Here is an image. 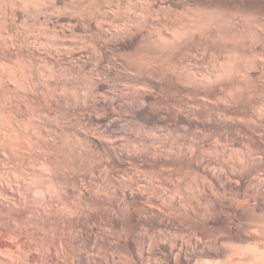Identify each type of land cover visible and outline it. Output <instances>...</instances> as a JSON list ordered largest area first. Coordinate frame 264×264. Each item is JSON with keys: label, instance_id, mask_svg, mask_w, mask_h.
<instances>
[{"label": "bare ground", "instance_id": "1", "mask_svg": "<svg viewBox=\"0 0 264 264\" xmlns=\"http://www.w3.org/2000/svg\"><path fill=\"white\" fill-rule=\"evenodd\" d=\"M8 1L11 2V5L8 3L10 7L15 2ZM41 1L22 0L19 5L13 4L19 9L22 7V10L19 13L13 10L15 13L10 14L11 20L43 18L55 23L68 21L70 24L75 22L81 26L83 23L91 26L99 35H96L98 39L93 44L96 46L93 48L95 51L83 53L81 48L76 49L74 46L72 48L76 51L67 50V54L62 56L63 52L59 50L61 54L54 55L58 60L67 58L65 63H68L76 79L84 77L83 71L88 63L94 75L89 73L90 80L87 78L90 86L87 87L85 83L86 87H83L84 84L81 87L70 81L71 84H68L73 92L64 87L59 91L61 94H57L59 86L66 83L62 81L63 78H56L53 89L55 97L50 103L44 101L43 105L38 101L36 104L31 98L26 103L22 100V103L15 105L16 118L23 116L25 112L22 109H29L30 116L36 117L39 112L34 111L33 106L47 104L46 108L64 107L70 114L66 122L55 125V132L47 130L39 119L38 125L34 123L36 129L27 130V127H23L25 122H21L22 125L14 124L11 134L9 131L3 137L10 144L21 139L28 141L25 142L29 144L27 148L18 144L9 147L12 155L13 152L23 156L28 153L43 154L46 164L42 163L36 170L39 176L52 177L49 179L53 185L52 191L51 188L41 190L43 194L39 191V195H44V198L39 205H35L34 212L45 218L53 216L56 243L53 247H30L20 243V236V245L14 249L10 244L9 249L5 247L6 256L0 255V261L6 264H89L90 261L92 264H264V0H104L96 3L90 0H53L51 5ZM121 5L125 9L132 7L135 11L128 14L121 9ZM259 5L262 6L261 12L256 11L261 7ZM177 8H191L200 12L211 10L212 13H193V17L179 22L167 19L170 22L163 20L164 26L158 23L152 28L151 22L147 29L146 22L153 18L152 10ZM224 13H230L231 16ZM117 17L124 19L123 27L118 24L119 21L116 22ZM106 22H115L121 28L116 26L104 31L101 27H105L108 24ZM226 23H229L228 27L224 26ZM142 24L147 25V28ZM251 32L257 34L258 42ZM10 33L5 34L9 37ZM216 40L219 43L228 40L231 48L228 47L230 51L226 50L227 53L223 51L219 61L216 60L217 68L213 74L208 75L207 72V75L197 76V73L195 76L186 71L184 75L181 69L186 59L191 60V55L198 54L203 42L208 45V42ZM162 63H167L169 68L166 66L168 69L160 70ZM181 65L183 68L179 69ZM25 80L24 84L27 82ZM27 80V87L33 88L35 82L30 78ZM16 81L21 82L18 79ZM256 86L262 90L263 99L252 108L249 93L259 91ZM225 88H230L229 93ZM245 95L249 99L248 103H251L246 115L247 108L241 113V108L244 109L242 106L248 104L247 101L244 105L242 103L245 102H241ZM218 96L221 100L224 98L223 104L220 99V102L216 101ZM184 97L192 99V104L189 102L191 105H188ZM213 97L221 104L219 109L215 105L208 107ZM182 98L186 104L185 101L181 102ZM125 116H129L134 123L128 119L123 125L125 119H122L127 118ZM245 116L255 123L250 124L251 121H247ZM72 120L75 123L78 121L77 125L82 124L73 128L75 135H71L68 144L60 136L72 132L69 128L73 124ZM125 127L132 128L128 129L133 132L131 134L126 129L129 138ZM161 129L172 130L173 133L183 130L184 133L190 132L191 136L193 133V137L192 140L185 137L190 141L184 145L173 138L160 139L157 134ZM57 133L61 135L58 137ZM212 135L220 136V139L223 137L225 141L231 138L229 142L239 141L237 144L241 152L223 154L226 157L221 156L219 159L224 160L220 163L218 159L220 164L212 165L217 158L208 150L218 149L215 142L211 141L213 145L210 144ZM206 136L211 137L207 139ZM60 161L71 164L66 168L62 165L68 171L59 170L56 164ZM26 169L23 172L27 175ZM30 169L31 172L34 168ZM172 171H176L173 173L175 178L179 176L178 171L189 173L186 174L190 175L188 179L191 187L183 183L175 186L173 183L172 187H168L169 190L167 187L165 190L162 183V189L161 182L166 184ZM165 175L168 178L162 181ZM157 178H161L160 184ZM32 192L35 194L36 191ZM67 233L73 238L76 248L81 249L86 243L89 244L81 249L85 256L90 255L88 258L78 250H71L73 248L70 246L74 243L67 238ZM97 248H106L109 254L99 258ZM84 249H87L86 252ZM87 251L90 253L86 254Z\"/></svg>", "mask_w": 264, "mask_h": 264}, {"label": "rangeland", "instance_id": "2", "mask_svg": "<svg viewBox=\"0 0 264 264\" xmlns=\"http://www.w3.org/2000/svg\"><path fill=\"white\" fill-rule=\"evenodd\" d=\"M0 1H2V0H0ZM8 1V0H3L2 2H0V62L2 61L3 62V64H2V62L0 63L1 65H0V67L4 70H2L1 68H0V73H1V75H0V249L2 250H0V255L2 256H6V252H4L5 250H6V248L7 249H9V244H10V246L14 249V247L15 248H17V246H19L20 245V243H24V244H26V245H28V246H30V247H34V245H35V247L36 246H38V247H43V246H45V247H50V246H54L55 245V243H56V240L54 241V238H55V228H56V226H54V225H56V224H54V222H53V216L52 215H50L49 217H47V218H45V217H42V216H40V215H38V214H36V212H34V210H35V205L37 206V205H39V203H40V201L42 202V198H44L43 196H42V192H41V190L43 191V190H49L50 188H51V190L50 191H52V180H50V179H52V177H50L49 176V178H48V175H42V176H39V173L37 172V170H36V168L39 166V165H41L42 163L43 164H46V161L45 160H43V154H41V153H37V154H32V153H28V154H24V156L22 155V154H19V153H17L16 154V152L14 153L13 152V155L11 154L12 152L9 150V149H11V148H9V147H15L17 144L18 145H20V146H22V147H24L25 146V148H27L26 146L27 145H29L28 143H27V145L25 144V142H28L27 140H25V139H21L20 141L18 140L17 142H14V141H12L11 142V144L9 143H7V142H5L6 141V138H3L5 135H6V133H7V135H8V133H9V131H10V133L9 134H11V131H12V129H13V127H14V124L16 125H20L21 124V122H22V124H23V127L24 128H26L27 130H33V129H36V127H35V125L37 124H39V121H41L42 123H44V124H42L44 127H46V129L47 130H49L50 132H55L54 131V129H55V125L57 124H61L62 122H64L65 120L67 121V119H68V117H69V114H70V111L68 110V109H65L64 107H56V108H54V106H49V107H47L46 108V106L48 105H46V106H43L44 105V101H46L47 103H50L51 101H53L54 100V90H55V87H54V85H55V81H56V78L57 79H59V80H62V78H63V82L64 83H66V84H63L61 87L59 86V90L57 91V94H61L59 91H61L60 89H63L64 87V89L65 90H68L69 92L71 91V92H73V90H72V88L69 86L71 83H70V81L72 82V84H75V82L76 83H78V85H82V84H84L83 85V87L85 86V83H86V86L88 87V86H90L88 83H90L89 81H88V79L90 80V75H89V73H91L92 74V72H90L91 70V68H89V63L88 64H86L85 65V69H84V71H83V78H75L76 76L74 75V77H73V72L71 71V69H70V66L68 65V63H65L66 61H68L67 60V58L65 59V60H62V59H60V57H59V59L61 60H58V58L55 56V55H59V54H61V53H59L60 51L59 50H61V52H63V55L62 56H64L65 54H67V53H65L67 50L69 51H76V49L77 48H81V52H83V53H85L86 51L88 52V53H92L93 51H95V50H93V48L95 49L96 48V46L94 47V45L96 44V42L95 41H97V40H95V39H98V37L97 36H99V35H97L96 34V31L97 30H95L94 31V28H93V25H95V24H93L92 25V28L93 29H91V26H86L87 24H85V23H83V26H81L80 25V23L78 24V23H71L70 24V22H68V24H67V22L65 21V22H63L62 23V21H60V22H53V21H47V20H44L43 18H38V19H31V20H24V19H21V18H13V20H11L12 18H10L11 17V13H15V11H16V13H19V11L20 10H22L21 8L22 7H20V9H19V6H17V7H15L16 5H19V3H20V1H22V0H14L15 2L13 3V4H15L16 3V5L14 6L13 4H12V10H11V7H10V5H11V2H6ZM18 1V2H17ZM90 1H92L93 3H96L97 1H104V0H90ZM4 2V3H3ZM41 2H43V4H47V5H51L52 4V2H53V0H42ZM6 3V4H5ZM10 5H9V4ZM124 6V5H123ZM261 5H259L258 7H260ZM7 7V8H6ZM9 7H10V9H9ZM13 7H15V8H13ZM1 8H3V9H1ZM16 9V10H15ZM18 9V10H17ZM121 9H123V11L124 12H126V13H131V11H132V13H133V11H135V10H132L133 8L131 7V8H124V7H122V5H121ZM258 9V10H257ZM256 9V11H258V12H261L262 10V6L260 7V8H257ZM6 10V11H5ZM13 10H15V11H13ZM129 10V11H128ZM176 10V11H175ZM175 10H172V9H170V10H152V11H150V12H152V20L150 21H148V22H146L147 24H148V28H147V25H145V24H142V25H144V26H146V28L147 29H149L150 27V25H151V22H152V24L153 25H151V28H152V26H156V24L158 25V23H159V25H165L164 23V21H166V22H168L169 20L170 21H182V20H185L186 18H191V16H192V14L193 13H199L200 11H198V10H196V9H191V8H177V9H175ZM11 11V12H10ZM13 11V12H12ZM156 12V14H155V12ZM163 11V12H162ZM165 11V12H164ZM169 11V12H168ZM196 11V12H195ZM9 12V13H8ZM158 12V13H157ZM208 13V14H211L212 12H211V10H201V12L200 13ZM161 13V14H160ZM166 13L168 16H166V15H164V14ZM172 13V14H171ZM175 13V14H174ZM180 13V14H179ZM182 13V14H181ZM184 13H186V14H184ZM11 14V15H10ZM151 14V13H150ZM155 14V15H154ZM174 14V15H173ZM189 14V15H188ZM221 14V13H220ZM258 15L257 16H260V14L259 13H257ZM3 15V16H2ZM6 15V16H5ZM194 15V14H193ZM223 15V14H222ZM221 15V16H222ZM224 15H227L228 17L229 16H231L230 15V13H224ZM223 15V17H224V19L226 20L227 19V21H229L228 20V17H226V16H224ZM4 16H5V18H4ZM156 16V17H155ZM160 16V17H159ZM162 16V17H161ZM165 16V17H164ZM180 16V17H179ZM183 16V17H182ZM186 16V17H185ZM154 17H155V19H154ZM170 17V18H169ZM173 17V18H172ZM179 19H178V18ZM193 17V16H192ZM226 17V18H225ZM261 17V16H260ZM6 18H8V19H6ZM118 18V17H117ZM21 19V20H20ZM120 19V20H119ZM158 19V20H157ZM167 19H169L168 21H167ZM5 20V21H4ZM24 20V21H23ZM123 20V21H122ZM154 20V21H153ZM164 20V21H163ZM120 22V23H118V24H120V26L121 25H123L122 23H125L124 22V19L122 18L121 19V17L120 18H118V20H116V22ZM147 21V20H146ZM169 21V22H170ZM18 22V23H17ZM32 22H34V23H32ZM52 22V23H51ZM145 22V21H144ZM5 23V24H4ZM7 23V24H6ZM14 23V24H13ZM24 23V24H23ZM29 23V24H28ZM41 23V24H40ZM46 23V24H45ZM48 23V24H47ZM106 23H108V24H105V27L103 26V27H101L102 28V30H103V28L105 29L104 31H106L107 29L108 30H111V28H114V27H119L118 25H117V23H111V22H106ZM162 23V24H161ZM4 24V25H3ZM23 24V25H22ZM52 24V25H51ZM56 24V25H55ZM228 24L229 23H226V25H224V26H227L228 27ZM3 25V26H2ZM11 25V26H10ZM26 25V26H25ZM58 25V26H57ZM103 25V24H102ZM111 25V26H110ZM20 26V27H19ZM75 26V27H74ZM97 26V25H96ZM98 26H100V25H98ZM154 26V27H155ZM14 27H16V28H14ZM23 27H25V29L23 28ZM60 27V28H59ZM121 27H123V26H121ZM121 27H119V28H121ZM153 27V28H154ZM160 28H162V27H160ZM6 31V32H5ZM94 31V32H93ZM7 32H11L10 33V38L8 37V35L6 36V34L5 33H7ZM15 32H17V33H15ZM75 32V33H74ZM73 33V34H72ZM251 33H253V35L255 36V38L257 37V34L255 33V32H251ZM256 35H255V34ZM70 34V35H69ZM90 34V35H89ZM24 35V36H23ZM95 35V36H94ZM97 35V36H96ZM252 35V34H251ZM251 35H249V36H251ZM3 36V37H2ZM6 36V37H5ZM70 36V37H69ZM69 37V38H68ZM85 37H87V38H85ZM95 37V38H94ZM253 37V36H252ZM251 37V38H252ZM7 38H8V40H7ZM72 38H74V39H72ZM76 38V39H75ZM70 39V40H69ZM83 39V40H82ZM85 39V40H84ZM259 39V38H258ZM23 40V41H22ZM64 40V41H63ZM81 40V41H80ZM89 40V41H88ZM93 42H92V41ZM253 40L255 41V39L253 38ZM4 41H5V43H4ZM10 41V42H9ZM26 41H28V42H26ZM31 41V42H30ZM37 43H36V42ZM73 41V42H72ZM78 41V42H77ZM83 41V42H82ZM228 41V40H227ZM224 42L223 41V43L221 42V43H219L217 40L216 41H214V42H208V45H207V42L206 43H204L203 42V44L204 45H202L201 43V45L199 46L200 47V52L197 54V53H195V57L193 56V55H191V60L190 59H188L187 57H185V58H187L186 60L184 59V61H186V62H184V68L182 67V65L181 66H179V69H180V67L181 68H183V69H181V71H183V74H184V72H185V74H186V71H187V73H192V74H197V73H199V74H197V76L198 75H205L207 72V74L208 75H210V74H213V71L214 70H216V68H217V66H216V64L215 63H217V61H219V59H221V57L223 56V54H224V52L225 53H227V51L226 50H228V51H230V49L229 48H231V46L229 45V42ZM36 44H35V43ZM87 42V43H86ZM94 42H95V44H94ZM216 42V43H215ZM256 42H258L257 41V38H256ZM7 44V45H6ZM19 44V45H18ZM47 44V45H46ZM49 44V45H48ZM80 44V45H79ZM88 44V45H87ZM94 44V45H93ZM215 44H217V45H215ZM222 44V45H221ZM231 44V43H230ZM24 45V46H23ZM35 45V46H34ZM58 45V46H57ZM60 45V46H59ZM210 45H212L211 47H210ZM4 46V47H3ZM5 46H7V47H5ZM18 46V47H17ZM21 46V47H20ZM29 46V47H28ZM47 46H49V47H47ZM68 46V47H67ZM75 46V48L73 49L72 47H74ZM92 46V47H91ZM226 46V47H225ZM13 47V48H12ZM62 47H64V48H62ZM70 47H71V49H70ZM92 49H91V48ZM224 47V48H223ZM229 47V48H228ZM5 48V49H4ZM15 48V49H14ZM203 48V49H202ZM213 48V49H212ZM1 49H2V51H1ZM40 49V50H39ZM66 49V50H65ZM79 49H78V51H79ZM222 49V50H221ZM53 50V51H52ZM63 50V51H62ZM93 50V51H92ZM217 52H216V51ZM43 51V52H42ZM56 51V52H55ZM69 51V52H70ZM77 51V52H78ZM89 51H91V52H89ZM207 51V52H206ZM224 51V52H223ZM42 52V53H41ZM211 54H210V53ZM10 53H11V55H10ZM54 53H55V55H54ZM56 53H59V54H56ZM65 53V54H64ZM202 53H204V54H202ZM208 53V54H207ZM87 54V53H86ZM206 54V55H205ZM210 54V55H209ZM4 55V56H3ZM28 55V56H27ZM50 55V56H49ZM215 55H216V57H215ZM44 56V57H43ZM52 56V57H51ZM61 56V55H60ZM61 56V57H62ZM199 56V57H198ZM217 56H220V57H217ZM18 57V58H17ZM22 57V58H21ZM201 57V58H200ZM209 58V59H208ZM13 59H14V61H13ZM18 59V60H17ZM22 59V60H21ZM212 61H211V60ZM58 60V61H57ZM208 60H209V62H208ZM217 60V61H216ZM28 61V62H27ZM55 61H57L58 63H59V65H58V63L57 62H55ZM64 61V62H63ZM221 61V60H220ZM13 62V63H12ZM21 64H20V63ZM25 62V63H24ZM57 63V64H56ZM17 64H18V66H17ZM20 64V65H19ZM23 64V65H22ZM164 64V65H163ZM192 64V65H191ZM209 64H211V65H209ZM9 66V67H6L5 68V66ZM22 65V66H21ZM56 65V66H55ZM204 65V66H203ZM207 65V66H206ZM213 65H215V66H213ZM12 66V67H11ZM24 66V67H23ZM27 66V67H26ZM54 66V67H53ZM59 66V67H58ZM64 66H65V68H64ZM87 66V67H86ZM161 66H163V67H160V66H158V67H160L159 69L160 70H162L163 68H164V70L165 69H168L169 68V66L167 65V63L165 64V63H162V65ZM168 68H167V67ZM198 66V67H197ZM203 66V67H202ZM214 68H213V67ZM4 67V68H3ZM16 69H15V68ZM19 67H20V70H19ZM193 67V68H192ZM196 67V68H195ZM11 70H10V69ZM23 68V69H22ZM88 68V69H87ZM192 68V69H191ZM32 69V70H31ZM57 69V70H56ZM208 69H209V71H208ZM14 70V71H13ZM21 70H23V71H21ZM45 70V71H44ZM52 70V71H51ZM207 70V71H206ZM8 71V72H7ZM31 71V72H30ZM49 71V72H48ZM62 71H64V72H62ZM65 71H67L66 73H65ZM69 71V72H68ZM195 73H194V72ZM211 71V72H210ZM4 72V73H3ZM18 72H19V74H18ZM23 72V73H22ZM33 72V73H32ZM43 72V73H42ZM57 72H58V74H57ZM7 73V74H6ZM10 73V74H9ZM12 73V74H11ZM13 73L15 74V75H13ZM21 73V74H20ZM26 75H25V74ZM54 73V74H53ZM72 73V74H71ZM202 73V74H201ZM3 74V75H2ZM31 74V75H30ZM42 74L44 75V76H42ZM184 74V75H185ZM206 74V75H207ZM8 77H7V76ZM19 75V76H18ZM29 75H30V77H29ZM46 75V76H45ZM58 75V76H57ZM70 75V76H69ZM86 75V76H85ZM89 75V76H88ZM94 75V73L92 74V76ZM188 75V74H187ZM16 78H15V77ZM28 76V77H27ZM54 76V77H53ZM56 76V77H55ZM196 76V75H195ZM7 77V78H6ZM15 79H14V78ZM27 77V78H26ZM37 77H38V79H37ZM47 77V78H46ZM89 77V78H88ZM23 78V79H22ZM25 78H26V80H25ZM28 78H30L31 80H33V83L35 82H37L36 83V85H35V83H34V85H33V88H30V89H32V90H30L29 89V87H27L28 86ZM33 78V79H32ZM36 78V79H35ZM44 78V79H43ZM88 78V79H87ZM5 79V80H4ZM11 79V81H8V80H10ZM16 79H18V82L19 81H21V82H19L20 84H22V86H23V89L20 87L21 85L19 84V83H16L17 81H16ZM21 79V80H20ZM70 79V80H69ZM76 79V80H75ZM82 79V80H81ZM84 79V80H83ZM13 80H14V82H13ZM27 81L25 84H24V82L23 81ZM35 80V81H34ZM49 80V81H48ZM5 81V82H4ZM44 81V82H43ZM3 82V83H2ZM11 82V83H10ZM48 82V83H47ZM83 82V83H82ZM14 83H16V84H14ZM54 83V84H53ZM68 83H70V84H68ZM80 83V84H79ZM4 84V85H3ZM45 84V85H44ZM91 84V83H90ZM15 85V86H14ZM17 85H19V87L17 86ZM24 85H25V87H24ZM17 86V87H16ZM85 86V87H86ZM6 87V88H5ZM43 87V88H42ZM68 87V88H67ZM82 87V86H81ZM257 87H259V86H256V88ZM2 88V89H1ZM16 88L18 89V90H16ZM28 88V89H27ZM254 88V87H253ZM256 88H254L255 90H256ZM22 89V90H21ZM54 89V90H53ZM229 90H230V88H228ZM226 90V88L224 89V90H226V91H228V93H229V90ZM253 89V90H254ZM258 89V88H257ZM42 90V91H41ZM224 90H222V91H224ZM252 90V89H251ZM259 91H257V92H255L253 95H251V93H249L250 94V97H249V99L251 100V101H249V102H251L252 103V106H251V103H248V97H246V95L245 96H243L242 98H241V102L243 101V102H245V103H242L243 105L244 104H246V101H247V103L248 104H250V105H244V106H242L244 109H242L241 108V113H242V111H243V113H244V110L247 108V111L245 112V115H246V113H249L248 112V109H249V111H250V106L253 108V105H254V107L256 106V104H259V103H261V99H263V94H261V93H263L262 92V90H260V88L258 89ZM11 91V92H10ZM20 91V92H19ZM29 91V92H28ZM31 91V92H30ZM35 91V92H34ZM48 91V92H47ZM4 92V93H3ZM25 92V93H24ZM27 92H28V94H27ZM32 92H34V93H32ZM37 92V93H36ZM230 92H232L233 93V91H230ZM30 93V94H29ZM32 93V94H31ZM232 93H230V94H232ZM1 94H2V96H1ZM27 94V95H26ZM68 94V93H67ZM74 94V93H73ZM256 94V95H255ZM258 94V95H257ZM6 95V97L7 96H9V98H10V100H8L9 98H7L6 99V97H4ZM15 95V96H14ZM55 95H56V93H55ZM34 96V97H33ZM50 96V97H49ZM247 96H249V95H247ZM21 97V98H20ZM27 97H29V98H27ZM188 97V96H187ZM223 97V96H222ZM244 97H246V98H244ZM258 97V98H257ZM5 98V99H4ZM32 98V101H33V103H35L36 102V104H37V102L39 101V103H42L43 105H36V106H33L34 107V111H37V112H39V114L37 113L36 115V117L34 116H30L31 114H30V110L28 109L27 111H26V109L24 110V109H22V111H24L25 113L24 114H22L23 116H21V117H17L16 118V116H15V114H14V111H15V109H16V107H15V105H17V104H19L18 102H20V103H22V100H23V102L24 103H26V102H28V100L30 101V99ZM184 98H186V97H184ZM216 98V97H215ZM218 98V100H216L217 102H220L219 101V99L221 100V97L219 98V96L217 97ZM216 98V99H217ZM12 99V100H11ZM13 99L15 100V101H13ZM28 99V100H27ZM34 99V100H33ZM37 99H39V100H36ZM189 99V98H188ZM187 98L185 99L186 101L188 100ZM244 99V100H243ZM246 99V100H245ZM2 100V101H1ZM4 100V101H3ZM7 100L9 101V102H7ZM25 100V101H24ZM27 100V101H26ZM182 101L181 102H183V101H185L183 98L181 99ZM223 100V101H222ZM222 100H221V102L220 103H222V102H224V98H222ZM12 101V102H11ZM35 101V102H34ZM185 101V104L188 102V105L192 102V99H190V100H188L187 102ZM191 101V102H190ZM210 100L208 99V102H209ZM211 101H214V102H212V104H211ZM211 101L209 102V106L208 107H210V106H212V107H214L213 105H215V106H217L218 108L217 109H219V104L220 103H217L216 101H215V99H214V97L213 98H211ZM5 102V103H4ZM190 102V103H189ZM201 102H207V101H204V100H201ZM207 102V103H208ZM8 103H10V104H8ZM184 103V102H183ZM206 103V105H208ZM214 103V104H213ZM192 104V103H191ZM190 104V105H191ZM211 104V105H210ZM223 104V103H222ZM5 105V106H4ZM221 105V104H220ZM1 106L3 107V108H1ZM11 106V107H10ZM247 106V107H246ZM37 108H38V110H37ZM48 108H49V110H48ZM55 109V110H54ZM221 109V108H220ZM33 110V109H32ZM51 110V111H50ZM58 110H59V112H58ZM222 110V109H221ZM9 111V112H8ZM217 111V110H216ZM51 113V114H49V113ZM23 113V112H22ZM43 113V114H42ZM53 113V114H52ZM6 114V115H5ZM9 114H10V116H9ZM29 114V115H28ZM8 115V116H7ZM45 115H47V116H45ZM52 115V116H51ZM248 115V114H247ZM28 116V117H27ZM40 116V117H39ZM14 117H15V119H14ZM24 117V118H23ZM33 117V120H36V121H33L31 118ZM48 117V118H47ZM125 117H127V118H123L122 119V124L124 125L126 122L125 121H127L128 119H129V116H125ZM244 117V116H243ZM247 116H245V118H246ZM4 118V119H3ZM23 119V121H20V119ZM28 118H30V120L28 119ZM43 118V119H42ZM21 119V120H22ZM40 119V120H39ZM51 119V120H50ZM58 120V122H57V120ZM72 119H73V117H72ZM244 119V118H243ZM242 119V120H243ZM248 118H246V120H247ZM9 120H10V122H9ZM14 120H18L17 122L15 121L14 122ZM37 120H39L38 122H37ZM47 120V121H46ZM54 120H56L55 122H54ZM63 120V121H62ZM129 120H131L130 121V123L132 122V123H134V121L130 118ZM245 120V122L247 123V121H251V120H247L246 121ZM20 121V122H19ZM26 121H28V124H27V122ZM50 121V122H49ZM65 121V122H66ZM244 121V120H243ZM5 122V123H4ZM19 122V123H18ZM35 122H37L36 124H34ZM77 122L78 121H76V123H75V121H73L72 120V122H71V126L69 127L70 128V131H72L71 133L70 132H66L63 136L59 133H57V135H58V137L60 136V138H62L63 137V140L64 141H66V142H68V144H69V142L71 141V135L73 136V135H75L74 133H75V131L73 130V128H77L76 127V125H77ZM7 123V124H6ZM11 123V124H10ZM31 123V124H30ZM33 123V124H32ZM54 123V124H53ZM81 123V122H80ZM251 123H255V122H250V124ZM5 124V125H4ZM21 124V125H22ZM26 124V125H25ZM82 124V123H81ZM81 124H79V125H81ZM128 124H129V121H128ZM249 124V123H248ZM7 125H9V127H7ZM30 125V126H29ZM32 125V126H31ZM79 125H77V126H79ZM259 124L257 123L256 124V126H258ZM4 126V127H3ZM2 127V128H1ZM30 129H29V128ZM52 127V128H51ZM259 127V126H258ZM4 128V129H3ZM10 128V129H9ZM72 129V130H71ZM126 129H127V131H129L128 129H131L132 130V128H127V127H125V132H126ZM178 130V129H177ZM4 131V132H3ZM172 131V130H171ZM171 131H169V130H166V129H161L160 130V133H158L157 135H158V137L160 138V139H166V138H170V139H174L175 141H177L178 143L179 142H181L182 141V143L184 144V145H187L188 144V142L190 141V140H192V137H193V133H192V136L190 135V132L188 133L187 131H186V133H184L185 131H181V129H180V131L182 132H179V131H175L174 133H173V131L171 132ZM2 132L4 133V134H2ZM132 132V131H131ZM131 132L129 131V133L131 134ZM168 132H169V134H168ZM129 133H127L126 132V134H127V136L129 135L130 136V134ZM133 133V132H132ZM125 134V135H126ZM173 134V135H172ZM203 134H205V133H203ZM3 135V136H2ZM6 135V136H7ZM124 135V136H125ZM181 135V136H180ZM127 136H125V140H127V138H129V136L127 137ZM184 136V137H183ZM67 137H68V139H67ZM127 137V138H126ZM175 137V138H174ZM180 137V138H179ZM185 137H187L188 139H190V140H188V139H186ZM191 137V138H190ZM207 137H211V136H206V138ZM213 135H212V139H213ZM219 139H217V138ZM8 138V137H7ZM4 139V140H3ZM178 139V140H177ZM183 139V140H182ZM207 139H209V138H207ZM210 140V142L212 141V142H215L216 144H217V146H218V151L215 149V148H213V149H215V151L213 150V149H210L211 151L209 152V150H208V153H211L212 155H214V157H216L217 158V160L214 162L213 161V163H212V165H216V164H220L221 162H222V160H224V158H222V160L221 159H219V158H221V156L223 155V154H226V155H229V154H233V153H235V152H241V147L237 144V143H239V141H237V140H235V141H237V142H234V141H228L229 139L230 140H232L231 138H228V140L227 141H225V138H221L220 139V136L218 137V136H216L215 135V137H214V139L213 140ZM227 139V138H226ZM1 140H3V141H1ZM24 142H23V141ZM188 140V141H187ZM184 141V142H183ZM224 141V142H223ZM19 142H20V144H19ZM23 142V143H22ZM187 142V143H186ZM209 142V143H210ZM212 142L210 143V144H212ZM225 142H226V144H225ZM228 142V143H227ZM181 143V144H182ZM215 143H214V146H215ZM219 143V144H218ZM229 143H231V144H229ZM8 144V145H7ZM16 144V145H15ZM23 144V145H22ZM67 144V143H66ZM67 144V145H68ZM223 144V145H222ZM1 145H3V146H1ZM10 145V146H9ZM213 145V144H212ZM213 146V147H214ZM221 146V147H220ZM224 146H225V148H224ZM227 146V147H226ZM219 148H223V150H220ZM224 149H225V151H224ZM232 149H234V152H233V150ZM240 149V150H239ZM212 151H214L215 153H212ZM221 151H224V153H221ZM10 153V154H9ZM5 154V155H4ZM17 156H16V155ZM18 154H19V156H18ZM30 154V155H29ZM38 154H40V155H38ZM216 154V155H215ZM218 154V155H217ZM29 155V156H28ZM35 155V156H34ZM37 155V156H36ZM5 156H7V157H5ZM13 156H16V158L15 157H13ZM21 156V157H20ZM19 157V158H18ZM33 157V158H32ZM37 157V158H36ZM213 157V156H212ZM222 157H226L225 155L224 156H222ZM25 158V159H24ZM36 161H34V160ZM45 159V158H44ZM214 159V158H213ZM218 159L220 160V163H218L219 161H218ZM28 162H27V161ZM32 161V162H31ZM38 161V162H37ZM41 161V162H40ZM31 162V163H30ZM30 164V165H29ZM32 164V165H31ZM42 164V165H43ZM56 165H58L57 167L59 168V170L60 169H63V166H64V168H66L65 166H68V165H71V164H69V163H67L66 161H60V162H57V164ZM63 165V166H62ZM83 165H86V163H84ZM25 166V167H24ZM29 167V168H28ZM25 168H27L26 169V173H28L27 175L24 173L25 172ZM30 168H34V169H32L33 171H31L30 172ZM29 170V171H28ZM64 170H66V171H68L67 169H63V171ZM24 171V172H23ZM34 173V175H33V173ZM174 172H176V171H172V175H169L170 177L168 178V175H165L164 176V179H162V181L163 180H166V177L169 179V181H168V179H167V181H168V183H169V185H167V181H166V184H164L165 182H161L160 180H161V178H157V179H159L158 180V184H160V182H161V184H160V187L162 188L163 186H161L162 185V183H163V185H165L164 186V189L166 190V188L165 187H167V190H169V188L170 187H172L171 186V184H173V183H175V184H173V185H175V186H177V185H179L180 183H183V184H185V185H189L190 183H189V179L188 178H190V175L188 176L187 174H189V173H185V175H184V173L183 172H180V171H178L177 173V175H179V176H176V178H175V176H173L174 174ZM183 173V174H182ZM22 174H24V175H22ZM38 174V175H37ZM139 174V173H138ZM29 175V176H28ZM141 175H142V173H141ZM173 178H172V177ZM22 179H20V178ZM33 177H35V178H33ZM141 177H143V175L141 176ZM25 178V179H24ZM32 179V181H31V179ZM38 178V179H37ZM180 180H179V179ZM41 179V181H39ZM49 179V180H48ZM143 179H144V177H143ZM184 179V180H183ZM34 180V181H33ZM177 180H179V181H177ZM183 180V181H182ZM23 181H26V182H24L23 183ZM157 181V180H156ZM155 181V182H156ZM171 181H172V183H171ZM173 181H175V182H173ZM191 181V180H190ZM34 182H36V183H34ZM21 183V184H20ZM28 183V184H27ZM41 183V184H40ZM45 183V184H44ZM49 183V184H48ZM157 183V182H156ZM188 183V184H187ZM33 184V185H32ZM167 185V186H166ZM182 185V184H181ZM191 185V184H190ZM189 185V186H190ZM27 186V187H26ZM46 186H48L47 188H46ZM40 187V188H39ZM44 187V188H43ZM169 187V188H168ZM191 187V186H190ZM40 189V190H39ZM163 189V188H162ZM32 190L34 191H36L35 192V194H32V193H34V192H32ZM38 190V191H37ZM39 191H40V193H42V194H40L39 195ZM37 192H38V194H37ZM36 194L38 195V196H36ZM179 195H181V194H179ZM178 195V196H179ZM39 196H40V198H39ZM35 197H38V198H35ZM179 197H181V196H179ZM37 199H38V201H37ZM40 199V200H39ZM36 201V202H35ZM16 204H15V203ZM24 203V204H23ZM14 205V206H13ZM97 210V209H96ZM98 211V210H97ZM32 232V233H31ZM38 232H40V233H38ZM41 232H42V234H41ZM15 233V234H14ZM22 233V234H21ZM27 233V234H26ZM45 233V234H44ZM16 234H17V236H16ZM20 234V235H19ZM25 234V235H24ZM51 234V235H50ZM69 234H71V232L69 233ZM69 234L67 233V236H69ZM37 235V236H36ZM53 235V236H52ZM149 235H150V233H149ZM21 236V242L19 243V241H20V238H18V237H20ZM71 236V235H70ZM70 236L69 237H67V238H69V240H71V242H72V240H73V238L71 237L70 238ZM43 237V238H42ZM52 237V238H51ZM11 240H10V239ZM56 239V238H55ZM41 240H43V241H41ZM52 240V241H51ZM14 241H16V242H14ZM18 241V242H17ZM43 242V243H42ZM28 243V244H27ZM70 243V242H69ZM73 243H74V240H73ZM72 243V244H73ZM18 244V245H17ZM71 244V243H70ZM71 244V245H72ZM8 245V246H7ZM12 245H14V246H12ZM74 245H76L75 243L73 244V246H70L71 248H73V249H71V250H73L74 251V249L76 250V252H77V250L78 251H80L81 252V249L84 247V248H86L89 244H85L83 247H80L81 249H79L78 247L76 248ZM2 246V247H1ZM4 247V248H3ZM6 247V248H5ZM90 249H91V247H90ZM85 250V252H86V250L87 249H84ZM88 250H89V248H88ZM97 251H98V253H97V256L100 258H102V257H104V255H108L109 253H108V251H107V249L106 248H97ZM3 254H2V253ZM75 252V253H76ZM90 253V251H87V253L86 254H89ZM81 253H83V255L85 254L84 252H83V250H82V252ZM2 256V257H3ZM85 256V255H84ZM88 256V255H87ZM87 256H85V257H87ZM90 256V255H89ZM88 256V257H89ZM105 256V257H106ZM87 257V258H88ZM1 258V257H0ZM0 262H3L2 260L0 261ZM89 262V261H88ZM91 263H89V264H92V261H90ZM2 264H6V263H2Z\"/></svg>", "mask_w": 264, "mask_h": 264}]
</instances>
